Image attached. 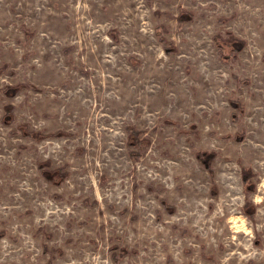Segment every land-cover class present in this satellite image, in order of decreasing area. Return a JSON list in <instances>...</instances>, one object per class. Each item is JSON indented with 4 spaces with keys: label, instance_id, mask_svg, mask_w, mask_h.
I'll list each match as a JSON object with an SVG mask.
<instances>
[{
    "label": "rangeland",
    "instance_id": "rangeland-1",
    "mask_svg": "<svg viewBox=\"0 0 264 264\" xmlns=\"http://www.w3.org/2000/svg\"><path fill=\"white\" fill-rule=\"evenodd\" d=\"M0 232V264H264V0H0Z\"/></svg>",
    "mask_w": 264,
    "mask_h": 264
},
{
    "label": "trees",
    "instance_id": "trees-1",
    "mask_svg": "<svg viewBox=\"0 0 264 264\" xmlns=\"http://www.w3.org/2000/svg\"><path fill=\"white\" fill-rule=\"evenodd\" d=\"M178 20L180 22H183V21H188V20H191V16L189 13H186V14H181L178 18ZM216 40L217 39H221V37H219L218 35L216 36L215 38ZM226 46H229L231 48V52L230 54L232 55L231 56V59H235L236 58V55L237 53L243 48L244 46V41L232 36V35H229L226 39H222L221 40ZM23 86L22 85H16L14 87H6L4 90H5V95L6 96H12L17 90H19V88H22ZM230 104L233 108H237V109H240L241 106L238 102L236 101H230ZM11 111H12V107L10 105H6L4 107V118H7L9 120H11ZM38 133H32V136H38L37 135ZM131 136H136L137 134L136 133H133V131H131ZM61 135H65L64 133L62 132H56L54 134H50L48 136H53V137H56V136H61ZM236 140H237V136L234 137ZM197 158L198 160L205 166V168L208 169V172L211 174L212 173V170H211V167H210V164L212 162V160L215 158V154L212 153V152H199L197 153ZM49 165V162L48 161H45V162H42V163H39V166L40 168H43V167H47ZM62 169H55V170H52V171H45L43 172L44 174L47 175V179L49 181H52L51 177L52 178H59V181H61L65 176H66V173H64L63 171H61ZM252 176V173L250 170L248 169H242V179L244 182L247 183V180ZM3 233L0 232V236L2 235ZM126 253V250L125 249H122L121 250V254L124 255Z\"/></svg>",
    "mask_w": 264,
    "mask_h": 264
}]
</instances>
